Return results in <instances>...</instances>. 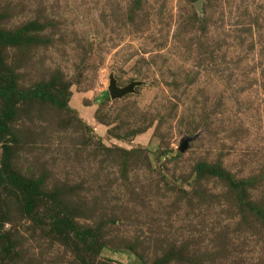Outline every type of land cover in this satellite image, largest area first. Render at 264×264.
<instances>
[{
	"label": "rangeland",
	"instance_id": "rangeland-1",
	"mask_svg": "<svg viewBox=\"0 0 264 264\" xmlns=\"http://www.w3.org/2000/svg\"><path fill=\"white\" fill-rule=\"evenodd\" d=\"M0 264H264V0H0Z\"/></svg>",
	"mask_w": 264,
	"mask_h": 264
},
{
	"label": "water",
	"instance_id": "water-1",
	"mask_svg": "<svg viewBox=\"0 0 264 264\" xmlns=\"http://www.w3.org/2000/svg\"><path fill=\"white\" fill-rule=\"evenodd\" d=\"M134 83H130L127 86L119 87L116 85L115 80L113 78L110 79L108 91L112 98L122 96L133 90ZM184 146L180 147V150H184Z\"/></svg>",
	"mask_w": 264,
	"mask_h": 264
}]
</instances>
